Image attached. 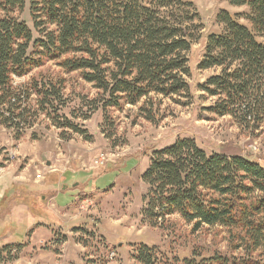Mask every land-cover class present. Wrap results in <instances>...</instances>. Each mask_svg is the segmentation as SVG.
<instances>
[{"label":"rangeland","instance_id":"rangeland-1","mask_svg":"<svg viewBox=\"0 0 264 264\" xmlns=\"http://www.w3.org/2000/svg\"><path fill=\"white\" fill-rule=\"evenodd\" d=\"M30 1L16 17L34 40L41 39ZM186 1L195 4L204 28L189 55L190 92L180 104L152 94L138 106L107 109L93 84L55 62L13 80L27 113L19 118V106L0 108V248L29 242L36 229L41 237L27 252L1 256L22 262L0 264H138L134 257L143 246L156 249L155 264H214L216 257L264 264V245L254 249L238 230H194L179 216L153 225L144 213L148 186L142 175L151 154L177 140L192 139L208 154L241 155L264 167V130L209 115L203 109L213 99L199 89L216 74L199 64L207 36L220 30L217 14L246 9L225 0ZM9 118L11 127L4 124Z\"/></svg>","mask_w":264,"mask_h":264},{"label":"trees","instance_id":"trees-1","mask_svg":"<svg viewBox=\"0 0 264 264\" xmlns=\"http://www.w3.org/2000/svg\"><path fill=\"white\" fill-rule=\"evenodd\" d=\"M225 1L246 10L220 11L216 16L220 30L207 36L199 69L216 74L199 85L204 98L213 99L203 110L264 130V0ZM25 9L26 0H0V108H21L23 98L13 80L49 62L68 73H80L106 98L107 109L138 106L152 94L180 104V98L189 94V55L204 28L193 2L31 0L30 16L42 37L36 40L16 17ZM26 111L21 108L19 118ZM4 124L11 127L10 118ZM142 181L148 186L144 213L153 225L179 216L194 224V230L203 226L238 230L254 249L264 245V167L258 161L223 152L208 154L196 141L182 139L153 151ZM23 248L3 246L0 262L18 260L1 256L19 254ZM134 259L155 264L156 249L143 246ZM213 261L229 262L226 257ZM230 264L263 263L241 259Z\"/></svg>","mask_w":264,"mask_h":264},{"label":"crops","instance_id":"crops-1","mask_svg":"<svg viewBox=\"0 0 264 264\" xmlns=\"http://www.w3.org/2000/svg\"><path fill=\"white\" fill-rule=\"evenodd\" d=\"M1 181H2V179H1ZM1 184V183H0ZM76 200V199H75ZM33 229V228H32ZM38 232H39V230H35L34 231V233L32 234V236L30 237V241L29 242H27L28 241V238L26 239V241L24 242V243H21V244H23L24 245V248H23V250L25 251V252H27V250H29L30 248H34V246H35V243H37V241H36V238H37V240L39 239V236L38 237H36V235L38 234ZM41 237V236H40ZM12 245H15V244H19V243H11ZM10 244V245H11ZM22 250V251H23ZM22 253V252H21ZM21 258H19L18 260H16V261H14L15 263L16 262H18V263H20V262H22L21 260H20ZM24 264H26V261H25V263Z\"/></svg>","mask_w":264,"mask_h":264}]
</instances>
